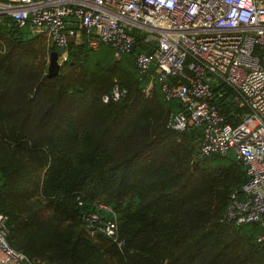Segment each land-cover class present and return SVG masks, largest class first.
<instances>
[{
  "label": "trees",
  "instance_id": "trees-1",
  "mask_svg": "<svg viewBox=\"0 0 264 264\" xmlns=\"http://www.w3.org/2000/svg\"><path fill=\"white\" fill-rule=\"evenodd\" d=\"M131 32L137 50L116 57L108 43L89 47L82 31L50 74L57 45L29 20L0 13V212L9 243L53 264H264L261 223L225 218L232 191L248 180L244 164L233 151L203 154L201 128L168 126L185 105L164 98L155 68L139 73L136 52L154 45ZM116 85L124 94L104 101ZM211 88L221 113L239 122L248 109L231 100L232 88L215 80ZM99 202L115 210L121 244L86 226L85 212L111 215Z\"/></svg>",
  "mask_w": 264,
  "mask_h": 264
},
{
  "label": "built area",
  "instance_id": "built-area-1",
  "mask_svg": "<svg viewBox=\"0 0 264 264\" xmlns=\"http://www.w3.org/2000/svg\"><path fill=\"white\" fill-rule=\"evenodd\" d=\"M3 12L21 25L29 20L50 42L64 46L61 62L68 57L70 39L80 41L82 31L89 47L108 43L116 57L136 40L132 29L144 32V40L154 46L136 52L139 73L155 68L164 98L185 105L169 114L168 126L201 128L200 150L205 155L233 151L248 180L232 191L225 218L259 222L264 229V0H0ZM214 80L228 84L231 100L248 109L239 122H229L213 102ZM151 86L152 80L146 92ZM124 92L116 85L103 100H117ZM97 204L113 216L85 212L86 226L121 244L115 210ZM6 220L0 212V264H53L34 262L11 245ZM258 240L264 241V230Z\"/></svg>",
  "mask_w": 264,
  "mask_h": 264
},
{
  "label": "water",
  "instance_id": "water-1",
  "mask_svg": "<svg viewBox=\"0 0 264 264\" xmlns=\"http://www.w3.org/2000/svg\"><path fill=\"white\" fill-rule=\"evenodd\" d=\"M137 46V41L134 40L129 50L132 52ZM64 46H58L56 49L52 50L49 55L48 71L50 74H57L60 69L61 62L59 61V56L64 52Z\"/></svg>",
  "mask_w": 264,
  "mask_h": 264
},
{
  "label": "rangeland",
  "instance_id": "rangeland-1",
  "mask_svg": "<svg viewBox=\"0 0 264 264\" xmlns=\"http://www.w3.org/2000/svg\"><path fill=\"white\" fill-rule=\"evenodd\" d=\"M104 47L107 48V47H109V46H107L106 44H102V45H101V49H103ZM59 61L61 62L60 59H59ZM228 158H229V157H228ZM101 203H103V202H101Z\"/></svg>",
  "mask_w": 264,
  "mask_h": 264
}]
</instances>
